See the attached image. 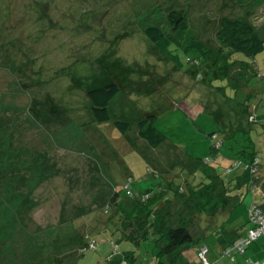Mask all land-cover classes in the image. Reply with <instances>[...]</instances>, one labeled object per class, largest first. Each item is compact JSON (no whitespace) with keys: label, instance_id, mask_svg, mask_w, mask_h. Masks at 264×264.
Instances as JSON below:
<instances>
[{"label":"rangeland","instance_id":"obj_1","mask_svg":"<svg viewBox=\"0 0 264 264\" xmlns=\"http://www.w3.org/2000/svg\"><path fill=\"white\" fill-rule=\"evenodd\" d=\"M251 1L0 0V264H108L125 250H135L136 264H150L157 237L140 245L124 240L107 226L113 212L102 198L115 183L125 198L130 175L136 189H149L187 171L188 157L210 155L212 131L226 143L222 161L232 142L239 152L253 140L247 149L261 158L264 177V50L255 57L262 77L249 80L260 91L247 95L219 64L190 62L200 54L175 44L177 65L145 33L150 26L173 33L169 14L183 9L190 31L182 46L194 38L217 48L224 16L250 20L264 37V3ZM111 82L121 90L109 105L111 120L98 122L87 92ZM150 113L171 147L138 136V119ZM118 119L130 122L127 135L115 127ZM233 158L231 170L212 163L226 186L248 159L241 151ZM246 199L235 212L239 224L252 195ZM199 217L216 228L217 218ZM191 230L202 233L199 218ZM213 234L187 249L193 264H204L202 243L210 264L264 261V236L234 261Z\"/></svg>","mask_w":264,"mask_h":264},{"label":"trees","instance_id":"obj_2","mask_svg":"<svg viewBox=\"0 0 264 264\" xmlns=\"http://www.w3.org/2000/svg\"><path fill=\"white\" fill-rule=\"evenodd\" d=\"M246 1V0H243ZM251 4H261L264 0H253ZM169 21L173 29L172 32H164L157 26H150L145 29L146 35L156 45L158 49L168 55L173 62L181 65L177 55L172 53L171 46L177 44L181 46L186 52L195 51L200 54L194 58H189L190 62L194 61L202 66L204 62L210 60L211 63L219 64L218 69L221 70V75H225L230 80L238 81L237 75L242 79H249L251 77H262L258 68L256 67L255 57L258 53L264 50V38L261 37L258 27L250 20L233 18L224 16L219 19V26L216 33V40L219 42L217 48L208 44L204 40L192 39L190 44L182 46L180 38H187L190 31L188 14L183 9L173 10L169 14ZM177 33V34H175ZM236 53H242V58H234ZM237 65H241L242 71L239 74H233V70ZM264 78V77H263ZM121 86L117 82H111L106 85L90 89L87 94L92 102V111L95 119L98 122H106L111 120V113L109 105L111 100L120 92ZM248 110V109H246ZM252 117V115H250ZM157 115L148 114L137 122L138 133L141 138L146 140L152 147H157L163 143L167 136L155 125ZM115 127L125 133L130 122L125 120L114 121ZM217 131L212 132L213 143L211 146V157L209 163H204V158H199L197 161V169L200 173H194L191 180L184 179L183 183H176V177H170L169 180L163 182L161 186L150 188L145 191H137L131 187L137 194L147 193L149 198L146 200L140 197L129 196L126 190V199L121 196L119 191L115 192L108 202V208L105 211L113 212L110 217V222L107 226H114L123 233V239L140 244L145 240L150 239V235L157 236L155 246L159 248L155 264H193L190 258L187 257L186 251L189 247L196 243L190 228L182 220L179 221L175 215L170 211L171 202L175 197H188L193 199L196 213L194 212L190 217L191 223L199 217V213L211 204H218L221 202L222 192L221 187L225 185V180L221 178L216 167L212 163H216L221 156L220 149L225 143L218 137ZM220 140L222 144L216 147V141ZM248 144H244L246 150H240L248 159L245 161L244 179L246 182L253 185V181H257V175H252L246 168L247 165L254 162L257 158L254 145L249 139ZM237 143L232 142L227 146L230 150L233 162L230 166L235 164L233 155L239 154L237 150ZM223 154V153H222ZM259 159V158H258ZM221 169L231 170V167H224L219 164ZM260 166V159L258 168ZM202 173V175H201ZM200 174V175H198ZM207 179V180H206ZM175 180V181H174ZM164 184V185H163ZM253 187V186H252ZM166 189V190H165ZM170 190L169 191H167ZM261 207V205H260ZM115 217V218H114ZM216 238H220L222 244H230L237 239L239 235H234L229 229L219 227L213 234ZM164 241V244L161 243ZM207 246V245H206ZM208 247V246H207ZM228 246H226L227 248ZM225 248V249H226ZM224 249V250H225ZM136 264L137 255L134 250H125L119 255L111 257L108 264Z\"/></svg>","mask_w":264,"mask_h":264},{"label":"crops","instance_id":"obj_3","mask_svg":"<svg viewBox=\"0 0 264 264\" xmlns=\"http://www.w3.org/2000/svg\"><path fill=\"white\" fill-rule=\"evenodd\" d=\"M261 37H263L261 35ZM264 38V37H263ZM257 64V63H256ZM259 70V67L258 65L256 66ZM242 67L241 65H237L234 70H233V74H239L242 70ZM260 72V70H259ZM237 79L238 81L235 82V80L233 81L235 84H236V87H240L241 89L243 88L244 91H246L247 95H251V94H257L259 93L260 89L258 90L256 87H251L249 86V79H242V77H240L239 75H237ZM263 105V102L260 101V103H258V105H256V110L260 109L261 106ZM247 106V105H246ZM248 107V106H247ZM244 108V107H243ZM243 108H238V111L240 113V115L242 116V113L243 112ZM229 110V108H228ZM151 114V113H150ZM148 115V114H147ZM145 117V116H144ZM142 117V118H144ZM141 118V119H142ZM120 120V119H118ZM140 119H138L139 121ZM137 121V122H138ZM129 129V128H128ZM139 130V129H138ZM127 132L128 130L123 133L124 135H127ZM213 132V131H212ZM212 132L209 133V136L211 138V142L213 143V139H212ZM219 134V133H218ZM138 136H139V133H138ZM167 136V135H166ZM218 137H221V135H217ZM140 137V136H139ZM141 138V137H140ZM143 139V138H141ZM144 140V139H143ZM146 141V140H145ZM252 143H253V140H251ZM147 142V141H146ZM223 142L225 143V141L223 140ZM148 143V142H147ZM167 143L170 147L171 145L169 144L168 142V137L167 139L161 143L159 146L157 147H160L161 145ZM211 143V144H212ZM134 144V143H133ZM149 144V143H148ZM226 144V143H225ZM150 145V144H149ZM151 146V145H150ZM181 144L179 146H176L177 148H180ZM144 145L142 144L141 145V148L144 149ZM223 147V146H222ZM222 147L220 150H222ZM156 148V147H154ZM181 149V148H180ZM105 150L107 151V147H105ZM231 151L226 149L225 151H223L222 155L224 156V158H226L228 156V159L226 158V160H221L220 157L217 159V161L220 162L221 165H223L224 167H230V164L233 162V159H232V155L230 153ZM257 155V154H256ZM209 156V154H208ZM206 155V157H208ZM205 157V158H206ZM201 158H204V157H201ZM257 158L258 155H257ZM189 161H190V165H189V169H187V171H182L180 173H176L175 174V177L177 178V181L176 183L180 184V183H183L184 179H188V180H191L194 176V173H200L201 171H199L197 169V162L194 161V157H192V155L190 157H188ZM232 161H229L228 160H231ZM260 159V166H259V170H258V178H257V181H255L256 183V187H252L250 183L246 182V180L244 179V169L241 170L234 178V181L232 183V181L229 182V184L226 186V182H225V185L221 187V192H222V198L220 199L221 202L218 203V204H211L209 205L206 210H203L201 211L199 214L200 216L202 214H207L208 216H211L213 219L217 218V221H213L216 223V228H211L210 227V224H207L205 226L204 222H203V219L199 218V225H200V228H201V231L202 233H200L199 235H195L193 233V231L191 230V225L194 224L196 222V219L193 221V223H191V220H190V217L189 216H192V214L195 212L196 213V210L195 209V206H194V203H193V199H190L188 197H175L174 200L171 202V205H170V211H172V213L175 215V218L179 221H183L186 223V226H188L191 230V232L193 233L194 235V238L197 239L196 243L200 240H203L205 238H207L212 232H216V230H219V227H222L224 228H227L229 229L234 235H243L246 233V228H244L248 223H249V219L247 217H243V221L242 223L239 224V221H237L238 219V216L237 217H234L236 216L235 215V212L237 211V209L240 207L241 204H243L245 202L246 199V196L247 194H251L252 195V201L251 202H248V204H246V210L244 212H248V208L249 206L252 204V203H257L259 205H261L262 209H264V177L261 176L260 174V168H261V158ZM216 161V162H217ZM247 161V160H245ZM150 171V170H149ZM129 178H132L131 175L129 176ZM169 180V179H168ZM207 180V179H206ZM225 180V179H224ZM126 181V180H125ZM175 181V180H174ZM134 183V179L132 178V185ZM162 185V184H161ZM159 185V186H161ZM164 185V184H163ZM157 186V187H159ZM123 187V186H122ZM134 187V186H133ZM135 190L137 191H145L147 189H143L142 187H137V189L134 187ZM150 189V188H149ZM166 190V189H165ZM119 191V187H117V184L115 183V187L114 189L111 191H108L106 192V196L103 199L104 203L105 204H108L110 198L112 197V195ZM167 191L170 192V190L167 189ZM261 196L262 197V201L261 203H258L257 199L258 197ZM181 201V202H180ZM190 208L189 212H187V214L184 213V209L187 210V208ZM108 206L106 207V210H107ZM83 211H85L83 209ZM79 211H77V215H79ZM83 213V212H82ZM224 217L228 220V223L226 221L224 222H221L220 221V217ZM234 219V223L232 225H230V221ZM155 236V235H154ZM214 236V235H213ZM157 237V236H156ZM261 237V236H260ZM157 239V238H155ZM214 239L215 241H217V243L221 246L222 248V252L224 255H228L224 252V249L226 248V246H229L228 244H222V241L220 238H216L214 236ZM129 241V240H127ZM146 241V240H145ZM144 241V242H145ZM132 242V241H131ZM254 242V241H253ZM252 242V243H253ZM134 243V242H133ZM252 243L250 244V246L252 245ZM135 244V243H134ZM141 244V243H140ZM138 244V245H140ZM164 244V241L161 243V245ZM195 243H193L192 245H194ZM137 245V244H136ZM191 245V246H192ZM206 245L205 243H202L201 244V247ZM190 246V247H191ZM208 246V245H207ZM250 246L247 248V250L250 248ZM154 254L153 256L155 257L154 261L153 262H156L157 261V258H156V254L159 250L158 247L155 246V243H154ZM245 251L243 254L245 255L246 253H248V251ZM135 251V250H134ZM200 251V249H199ZM208 251H209V247H208ZM207 251V253H208ZM136 253V252H135ZM186 255H187V251L185 252ZM137 255V254H136ZM207 255V254H206ZM188 257V256H187ZM190 258V257H188ZM236 260V258L234 257V261ZM252 260V259H251ZM153 262H151L150 264H153ZM250 262H253V261H250ZM257 262V261H256ZM259 262V261H258ZM155 264V263H154Z\"/></svg>","mask_w":264,"mask_h":264},{"label":"built area","instance_id":"obj_4","mask_svg":"<svg viewBox=\"0 0 264 264\" xmlns=\"http://www.w3.org/2000/svg\"><path fill=\"white\" fill-rule=\"evenodd\" d=\"M221 144L222 142L220 140H217L215 145L216 147H219ZM210 161H211V157H206L204 163H209ZM258 164H259V159L256 158L254 162L247 165L246 168L251 172L252 175H257L259 170ZM252 183H253L252 186L255 188L256 182L253 181ZM124 187L127 189L128 195L131 197L137 195L142 200H146L149 198V194L147 193L137 194L133 190V188L131 187V179H129V181L125 183ZM248 219L249 222L253 223V226L250 227L245 234L235 239L234 242L231 243V245H229L224 250L226 254L232 256L233 260L235 254H243L253 241L257 240L260 236H264V209H262V207H260L259 204L252 203L249 206ZM207 251H208V247L206 245L202 246L199 251V256L200 258L203 259L204 264H210L206 256ZM121 264H126V263L123 262ZM251 264H264V261L251 262Z\"/></svg>","mask_w":264,"mask_h":264}]
</instances>
